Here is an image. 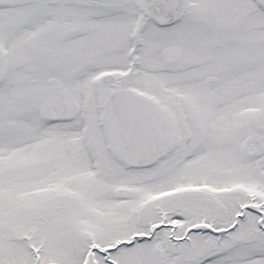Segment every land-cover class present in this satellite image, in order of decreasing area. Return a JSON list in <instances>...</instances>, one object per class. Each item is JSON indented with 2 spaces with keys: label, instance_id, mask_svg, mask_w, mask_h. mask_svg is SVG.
Here are the masks:
<instances>
[{
  "label": "snow or ice",
  "instance_id": "snow-or-ice-1",
  "mask_svg": "<svg viewBox=\"0 0 264 264\" xmlns=\"http://www.w3.org/2000/svg\"><path fill=\"white\" fill-rule=\"evenodd\" d=\"M0 264H264V0H0Z\"/></svg>",
  "mask_w": 264,
  "mask_h": 264
}]
</instances>
